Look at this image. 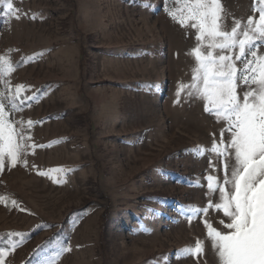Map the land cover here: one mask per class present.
Here are the masks:
<instances>
[{"label":"rangeland","instance_id":"374dc122","mask_svg":"<svg viewBox=\"0 0 264 264\" xmlns=\"http://www.w3.org/2000/svg\"><path fill=\"white\" fill-rule=\"evenodd\" d=\"M253 2L221 0L227 30L233 19H258ZM14 7L20 19L0 3V56L14 66L0 93L24 85L22 95L36 97L10 116L25 122L36 147L27 149V165L0 173V247L18 245L5 264H197L178 253L198 240L207 253L199 264H215L205 217L186 215L210 202L205 177L215 156L197 149L219 141L223 125L187 89L176 95L179 84L192 83L198 42L194 29L167 15L174 0H14ZM53 168L75 171L38 174ZM216 212L207 219L226 220ZM61 247L71 250L57 259Z\"/></svg>","mask_w":264,"mask_h":264},{"label":"snow or ice","instance_id":"6c2138e0","mask_svg":"<svg viewBox=\"0 0 264 264\" xmlns=\"http://www.w3.org/2000/svg\"><path fill=\"white\" fill-rule=\"evenodd\" d=\"M0 3L5 6L6 15L21 18L14 0H0ZM174 3L177 7L166 8L167 15L185 29H194L198 42L190 53L197 62L192 83L179 84L176 95L179 97L187 89L188 96L204 100V111L223 125L219 141L214 138L210 148L197 149L199 157L214 154L221 167L217 169L216 162L209 160V169L223 171V178L213 174L205 177L210 202L206 207H189L186 219L205 217L207 246L216 258L215 264H264V54L257 51L264 46V0H254L252 5L258 19L250 16L243 25L233 19L230 31L221 0H174ZM143 6L150 7L147 3ZM236 49L238 53L234 52ZM237 61L241 67H237ZM12 71L10 60L0 56V79ZM3 86L7 90V80ZM27 90L26 86L17 85L10 96L0 93V173L17 163L27 165L24 158L27 149L36 147L28 144L31 137L26 134L25 122L10 118L36 99L22 95ZM175 102L179 103V99ZM33 123L29 120L26 125L30 128ZM66 171L75 169L38 170V174L52 178L53 174ZM216 192L218 203L211 202ZM12 204L17 202L13 200ZM213 208L222 211L226 218L219 220L222 228L213 226L207 219ZM8 236L23 237V234ZM17 246L10 240L7 247H0V264H5L6 255ZM205 248V241L198 240L194 246L180 250L178 258L190 256L199 264L207 255ZM70 250L61 247L57 259ZM44 264H56V260Z\"/></svg>","mask_w":264,"mask_h":264},{"label":"crops","instance_id":"0c3cea01","mask_svg":"<svg viewBox=\"0 0 264 264\" xmlns=\"http://www.w3.org/2000/svg\"><path fill=\"white\" fill-rule=\"evenodd\" d=\"M213 159H214V161H216L215 157H213ZM216 164H217L216 165L217 169H220L221 165L219 164L218 161H216ZM209 171H210L209 174L217 175L222 180L223 175H224L223 171H212L210 169H209ZM211 202H214V203H218L219 202V193L218 192H216L215 194H212V201ZM218 215H219V213L216 212V216H218ZM219 219L220 218H218L217 220L215 219V220L212 221L213 225H215V227H218V228L221 227V225H219Z\"/></svg>","mask_w":264,"mask_h":264}]
</instances>
